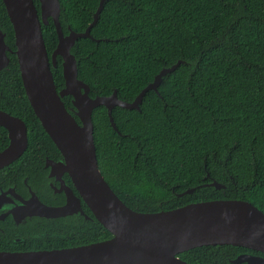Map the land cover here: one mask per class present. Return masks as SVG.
<instances>
[{
    "label": "trees",
    "instance_id": "trees-1",
    "mask_svg": "<svg viewBox=\"0 0 264 264\" xmlns=\"http://www.w3.org/2000/svg\"><path fill=\"white\" fill-rule=\"evenodd\" d=\"M59 2L67 34L69 28L85 31L100 0ZM0 23L15 49L2 0ZM42 35L50 56L57 44L51 20L42 25ZM90 35L79 38L71 52L92 98L116 91L120 100L132 102L163 68L184 61L162 78L158 93L146 92L139 110L112 109L120 135L104 106L92 112L98 169L122 202L155 213L189 203L243 200L264 213V0H105ZM9 57L0 87L7 81L17 91L12 113L27 126L24 160L38 144L58 153L26 97L16 56ZM61 63L58 57L51 67L58 90L64 85ZM62 101L72 107L71 97ZM212 181L225 188L208 186ZM97 225L95 231L87 224L77 228L71 239L48 241L63 249L112 237ZM43 248L0 246V251L54 250ZM232 250L238 248L201 246L178 257L190 264H232Z\"/></svg>",
    "mask_w": 264,
    "mask_h": 264
},
{
    "label": "water",
    "instance_id": "water-1",
    "mask_svg": "<svg viewBox=\"0 0 264 264\" xmlns=\"http://www.w3.org/2000/svg\"><path fill=\"white\" fill-rule=\"evenodd\" d=\"M38 12L33 0H2L12 25L20 77L26 97L34 114L61 153L64 170L83 202L96 220L112 235L108 240L78 247L27 252L0 251V264H190L178 255L201 247L231 245L264 254V213L243 200L217 199L189 203L171 210L143 213L130 209L114 193L101 175L95 153L92 112L98 106L107 109L112 128L118 132L112 109L121 107L139 110L146 92L158 93L162 78L174 71L179 60L163 68L132 102L109 96H89L90 88L78 79L77 60L71 49L82 37L91 38L105 0H100L93 21L84 32L68 29L64 34L59 21V0H38ZM49 20L54 25L57 44L48 56L42 35V25ZM5 31L0 26V70L8 64L3 41ZM57 57L62 59L64 85L57 89L52 68ZM71 97L72 107L62 101ZM74 114V115H73ZM76 116L79 123L76 121ZM0 124L10 131L11 145L0 152V167L21 156L27 144L26 126L20 118L0 112ZM216 190L225 186L212 181ZM189 189L181 194H192ZM79 200L68 194L65 206L49 208L35 196L23 201L15 217H60L80 207ZM233 264H264V259L247 255L237 256Z\"/></svg>",
    "mask_w": 264,
    "mask_h": 264
},
{
    "label": "flooded vegetation",
    "instance_id": "flooded-vegetation-1",
    "mask_svg": "<svg viewBox=\"0 0 264 264\" xmlns=\"http://www.w3.org/2000/svg\"><path fill=\"white\" fill-rule=\"evenodd\" d=\"M37 10L38 12L40 11L39 1ZM3 41L9 48V51H6L9 62L5 68L0 70V73L6 71L10 63L9 54L15 55L16 50V47L15 49H11L8 45L6 32L3 33ZM3 86L4 88L0 87V112L12 118H20L18 115L12 113L17 105V91L15 87L7 81L4 82ZM27 132L26 126V136ZM11 142L12 137L10 136L9 129L0 124V152L7 149L11 145ZM27 149L28 136L25 150L21 156L9 164L0 167V246L11 247L12 249L10 250L12 251L31 250L32 248L41 247H46L43 249H54L60 244L48 241L51 236L61 239H71L77 233V228L86 224L88 228L94 231L99 229L97 225L98 221L92 211L83 202L70 175L64 170V160L57 147L58 153L38 144L30 154L26 155L28 159L24 160V154ZM21 158L24 161H20ZM68 194H72L80 201V207L74 211H69L64 216L47 218L32 216L22 219L15 217L14 213L23 206V201L29 200L32 196H35L46 207L60 208L66 205ZM237 248L238 250H232L231 252L234 255V259L240 255L264 259V254L260 252L242 247ZM232 260L229 259L230 262ZM239 264L246 263L242 262Z\"/></svg>",
    "mask_w": 264,
    "mask_h": 264
}]
</instances>
